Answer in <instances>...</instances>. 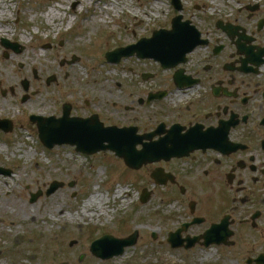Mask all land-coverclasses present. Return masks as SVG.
<instances>
[{
    "label": "rangeland",
    "instance_id": "obj_1",
    "mask_svg": "<svg viewBox=\"0 0 264 264\" xmlns=\"http://www.w3.org/2000/svg\"><path fill=\"white\" fill-rule=\"evenodd\" d=\"M180 2L183 18L200 28H209V24L219 20L244 21L238 9L245 5L260 4L259 11L264 13V0ZM52 8L60 16L50 20L47 13ZM176 14L170 0H0V68L12 57L21 55L25 61L32 59L38 66V71L31 70L32 79L47 64L70 74L76 72L75 77H67L65 73L41 77L43 86L51 88L39 95L41 100L47 99L46 105L29 104L37 94L25 91L23 80L19 81L21 92L0 88V119L13 123L11 132L0 129L3 149L0 167L12 170L11 175L0 174V246L4 251L15 247L18 251L37 252L38 258L47 251L58 260L83 264L87 252H78L81 242L69 247L70 241L94 231L90 246L104 235L125 238L137 230L135 245L125 249L122 257L98 264L124 261L179 264L180 255L169 252L159 243L163 231L169 228L164 217L168 220L186 208V203L179 206V201L165 206L171 202L169 199H174L176 190L162 189L150 178L147 169L132 171L110 152L85 155L70 145L47 149L40 143L35 125L29 122L32 114L61 116L64 102L71 103V116L99 113L104 125L144 122L137 113L130 117L125 107L138 105V98L157 89L164 70L151 59L125 57L115 64L108 63L105 57L137 39L148 38L153 31L170 28ZM4 28H7L6 34L2 33ZM2 40L18 47L5 49ZM56 54L59 58L54 60ZM74 56L76 60H72ZM143 71L153 75L143 80ZM65 81L82 82L87 87L74 92L67 88L58 91L56 83ZM26 82L29 86V81ZM11 99L16 103H11ZM148 105L159 104L153 101ZM52 181L62 182L63 186L47 196L45 191ZM144 187L150 196L141 203ZM124 188L127 192L114 198L116 189ZM38 191L42 194L30 202L32 194ZM95 193L107 199L99 209L93 206L83 210V203ZM39 232L44 233L41 245ZM152 233L156 235L154 240Z\"/></svg>",
    "mask_w": 264,
    "mask_h": 264
},
{
    "label": "flooded vegetation",
    "instance_id": "obj_2",
    "mask_svg": "<svg viewBox=\"0 0 264 264\" xmlns=\"http://www.w3.org/2000/svg\"><path fill=\"white\" fill-rule=\"evenodd\" d=\"M259 5L238 9L242 22L219 20L198 27L204 43L183 64L164 70L158 88L138 98V105L125 107L130 117L137 113L145 119L128 124L145 140L169 137L181 148V156L143 167L149 172L159 168V185L176 190L172 201L179 206L186 203L183 213L164 217L169 228L159 242L180 255L179 264H264V13ZM152 92L160 93L153 100L159 105L146 102ZM63 105L71 112V103ZM211 229L208 242L204 235ZM172 233L178 236L171 240ZM94 235L71 245L81 242L84 263L123 256L125 249L107 259L94 255L88 245ZM42 255L0 246V264H71L47 251Z\"/></svg>",
    "mask_w": 264,
    "mask_h": 264
},
{
    "label": "water",
    "instance_id": "obj_3",
    "mask_svg": "<svg viewBox=\"0 0 264 264\" xmlns=\"http://www.w3.org/2000/svg\"><path fill=\"white\" fill-rule=\"evenodd\" d=\"M174 7L179 10V0H171ZM181 16L172 20V28L169 31H155L149 39H142L137 44L121 48L107 54L109 61L117 62L123 56H130L134 53L139 57L154 58L159 61L162 67H174L185 60V55L197 44L199 33L189 26V22L180 23ZM4 47L9 48L7 41H3ZM25 89L27 83L23 82ZM69 107L64 109L61 118H43L31 116L30 120L36 123L40 141L45 147L51 149L55 145L68 144L75 146L79 153L94 154L101 150H111L124 160L126 166L138 169L142 164L158 161L161 158H170L178 155L179 149L176 147H164L159 142L143 144L141 150L137 151L136 145L141 142V138L134 136V132L129 129H117L115 127H103L101 123L91 119L69 118ZM0 129L5 132L12 130V123L7 120H0ZM0 172H3L0 169ZM158 172L155 179L158 180ZM62 183L53 182L46 194L54 192L61 187ZM38 195H34V200ZM149 198V193L144 190L142 201ZM137 232L125 240H111L105 237L101 241L93 243L92 250L100 256L109 257L119 254L125 246L135 243Z\"/></svg>",
    "mask_w": 264,
    "mask_h": 264
},
{
    "label": "bare ground",
    "instance_id": "obj_4",
    "mask_svg": "<svg viewBox=\"0 0 264 264\" xmlns=\"http://www.w3.org/2000/svg\"><path fill=\"white\" fill-rule=\"evenodd\" d=\"M79 2V0H76ZM158 5H154V7H157ZM64 8V7H61ZM109 9H112L111 7ZM60 16L59 11H56L55 9H50L47 13V18L48 19H53L57 18ZM72 20L68 22V24L71 23ZM2 31L3 34H6L5 32L7 31V28H4ZM82 33V32H81ZM82 35V34H80ZM59 58L58 54L53 55V59L57 60ZM20 65V67H16ZM45 69L40 70V74H37V77L35 79H32L31 76V70H37L38 71V66L37 64L31 59L28 61H25L24 58L21 55H17L12 57L9 61L5 62L3 64V68H0V88L3 90L7 89H12L15 92H21L23 89L19 85V81L21 80H28L29 81V86H28V91H34L37 95L32 97L30 99V105H46L47 99L41 100L39 98V95L42 93H47L51 91L49 88L50 86H43L41 82V77L47 76V75H58L60 73H65L67 77H75L76 72L71 71L68 72L65 69H56L54 64H47L44 66ZM56 88L58 91L63 92L65 88L70 91H78L82 90L87 87L86 84L82 82H70V81H65L63 83H56ZM11 103L15 104V99L10 100ZM2 148L0 147V152H2ZM97 189V188H96ZM127 189H116L114 193V198L119 197L121 193H126ZM107 199V196H103L100 193H95L91 195L84 203H83V210H87L92 208L93 206L96 207V209H99L103 201ZM30 219V218H28ZM44 240V233L39 232V245L42 244V241Z\"/></svg>",
    "mask_w": 264,
    "mask_h": 264
}]
</instances>
